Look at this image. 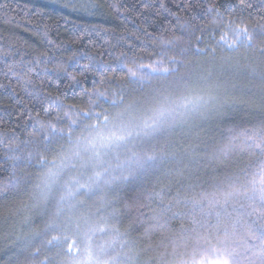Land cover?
<instances>
[{
	"label": "trees",
	"instance_id": "trees-1",
	"mask_svg": "<svg viewBox=\"0 0 264 264\" xmlns=\"http://www.w3.org/2000/svg\"><path fill=\"white\" fill-rule=\"evenodd\" d=\"M88 256L264 264V0H0V264Z\"/></svg>",
	"mask_w": 264,
	"mask_h": 264
},
{
	"label": "rangeland",
	"instance_id": "rangeland-1",
	"mask_svg": "<svg viewBox=\"0 0 264 264\" xmlns=\"http://www.w3.org/2000/svg\"><path fill=\"white\" fill-rule=\"evenodd\" d=\"M195 81H196V79H195ZM192 82H194V81H192ZM204 85L206 84V83H203ZM195 85V84H194ZM193 85V86H194ZM198 85H199V83H198ZM207 87H208V89H209V91H212V90H210V89H212L211 88V86L209 85V84H207L206 85ZM167 99H168V97H165V96H161V97H159L158 99H157V102H156V104L152 107V109H150V108H148V109H144L143 111L144 112H146V115H144V117L142 118L141 117V115L139 114V112H134L132 115H133V118H130L129 117V120H126L127 122L126 123H128L127 124V127H132L133 129H134V131H131L130 132V129L129 128H125L123 131H128L129 132V135L131 134V138L130 139H133L132 141H128L127 139H126V141L128 142V144H131V143H133V142H135V141H137L138 140V136L141 134V131H144V134H148V135H146V136H143V139H145V140H149L148 138H150L152 135H150L151 133H146L145 132V128H148L147 126H149L147 123H145L144 121L145 120H147L146 118L147 117H149V116H151V117H153L152 115L154 114L155 115V113L157 112V111H159L160 110V108H162V107H169L170 105H173L172 104V102H170V101H168L167 102ZM206 100V102H205V105H206V103H207V100L209 101V98L208 99H205ZM171 101H174V100H171ZM177 106V105H176ZM175 105L173 106L174 108L176 107ZM217 106H219V104L217 105ZM179 107V106H178ZM177 110H179V113H172V112H170V113H161V114H158L157 116H154V121H152V122H155V125H157L158 123H159V121L160 122H162L163 123V128L164 129H166V128H168V127H174V126H182L181 124H179V122H178V120H179V117L181 116V117H184L185 115H187V113H191L190 112V110H186V109H183L182 107H180V109H176L175 111H177ZM182 110V111H181ZM181 111V112H180ZM183 115V116H182ZM152 120H153V118H152ZM181 121V120H180ZM178 122V123H177ZM143 123V124H142ZM145 123V124H144ZM182 123H183V121H182ZM139 131V132H138ZM101 130L100 131H98L96 134H95V139H97V140H95L94 142H91V143H89L88 145H86V146H83V148H81V150H79V153H81V155L80 156H76L77 158H81V157H83V158H85V160H84V165H83V168L85 169L86 167H89L87 170H95L96 168H100V167H103L104 166V164H102V162L100 161L99 162V159H98V152L99 151H101L102 150V148H103V146H105V147H107L108 145H109V147H113V149L114 148H116V147H119V146H121V144H117L118 142H121L122 140H121V138H124V136H126V135H121V138L120 137H112V138H110V140H109V138L108 139H104L103 138V136H102V134H101ZM123 136V137H122ZM148 136H150V137H148ZM147 137V138H146ZM134 144V143H133ZM129 148H131L133 151H135L134 149H137L136 147H134V146H130V147H128L127 149H129ZM132 150H128L129 152L130 151H132ZM216 150V149H215ZM89 152H93L94 154L92 155L91 153H89ZM89 153V154H88ZM96 153V154H95ZM93 157H92V156ZM96 155H97V157H96ZM87 157V158H86ZM116 161V160H115ZM71 163V162H70ZM118 163L119 162H117L116 163V165H118ZM125 164H127V163H125ZM122 165V166H120L121 168H123V167H125L126 165ZM129 164V163H128ZM127 164V165H128ZM137 163H136V161L134 162V165H136ZM120 165V164H119ZM120 167L118 166L117 167V169L116 170H118V171H120L121 169H120ZM137 168H138V170H139V168H140V165H137L136 166ZM116 168V167H115ZM83 169V170H84ZM120 169V170H119ZM114 172H116V171H114ZM121 172V171H120ZM67 181H69L68 179H67ZM57 209V208H56ZM108 235V234H107ZM107 235H105V237H107ZM112 249H114V248H112ZM115 252V251H114ZM74 264H96L95 263V259L92 257V256H88V257H85L84 258V262H79L78 260H77V262L75 261L74 262Z\"/></svg>",
	"mask_w": 264,
	"mask_h": 264
}]
</instances>
